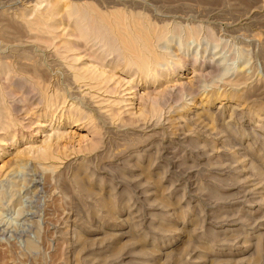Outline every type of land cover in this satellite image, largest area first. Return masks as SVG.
<instances>
[{"label": "rangeland", "instance_id": "rangeland-1", "mask_svg": "<svg viewBox=\"0 0 264 264\" xmlns=\"http://www.w3.org/2000/svg\"><path fill=\"white\" fill-rule=\"evenodd\" d=\"M0 264H264V0H0Z\"/></svg>", "mask_w": 264, "mask_h": 264}, {"label": "bare ground", "instance_id": "bare-ground-1", "mask_svg": "<svg viewBox=\"0 0 264 264\" xmlns=\"http://www.w3.org/2000/svg\"><path fill=\"white\" fill-rule=\"evenodd\" d=\"M91 30L94 31L95 33H97L99 31L97 26H94ZM151 31L153 33V36L154 35L156 36L157 40H159V39H161L163 37L162 36L163 34L161 32L155 34L154 29L153 30L152 29L151 30L150 29L146 30L145 28H142L141 30H138V32L140 33L141 38H142V51L143 52L148 51L150 54H152L154 56V61L153 62H151V60L149 59L148 56L145 59H141V63L142 64L140 66H141V69L145 70V72L149 71L150 69L156 70V67H158V66L161 67V65H165V64L167 65V63H169L168 60H165V56H163L161 54H158L156 52H153L151 50V47H152V44H151V40H152ZM198 31H199L198 28H191V29H188V34L189 35H197ZM123 44L124 45H128L129 48H130V51H135L134 50L135 49V45L133 43L129 42L128 40L123 41ZM119 49H120V47H118V50ZM170 57H171V55H170ZM134 63H136V62H134ZM151 63H153V65H154L153 67L151 66Z\"/></svg>", "mask_w": 264, "mask_h": 264}]
</instances>
